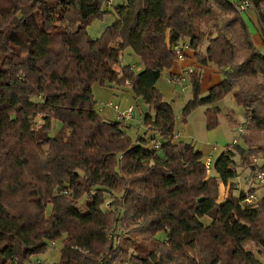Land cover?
I'll list each match as a JSON object with an SVG mask.
<instances>
[{
	"label": "trees",
	"instance_id": "trees-1",
	"mask_svg": "<svg viewBox=\"0 0 264 264\" xmlns=\"http://www.w3.org/2000/svg\"><path fill=\"white\" fill-rule=\"evenodd\" d=\"M115 1L0 0V264H35L60 240L57 264H264L246 247L264 250V198L232 188L236 154L248 162L254 153L250 137L208 171L201 152L176 142L174 110L156 87L178 61L173 46L189 42L199 65L225 73L205 99L200 72L189 74L184 119L232 95L249 129L264 132V54L240 9H255L264 45V0ZM108 17L91 38L90 25ZM238 45L245 58L236 64ZM128 48L139 73L123 63ZM95 84L143 98L153 112L144 137L133 141L126 121L101 117ZM220 114L208 109V129ZM54 121L63 127L51 136ZM254 165L256 179L264 166ZM221 185L230 187L222 201Z\"/></svg>",
	"mask_w": 264,
	"mask_h": 264
},
{
	"label": "rangeland",
	"instance_id": "rangeland-1",
	"mask_svg": "<svg viewBox=\"0 0 264 264\" xmlns=\"http://www.w3.org/2000/svg\"><path fill=\"white\" fill-rule=\"evenodd\" d=\"M238 2V0H231ZM114 4L117 1L114 0ZM243 16L247 21L250 30L252 32L256 30V26H259L258 16L252 7L247 8L243 12ZM223 19V18H222ZM115 20L112 17H108L104 20L94 21L87 29L88 35L91 38H100L106 28L111 25ZM222 21V20H221ZM219 21V24H221ZM206 32L214 31L212 25L204 27ZM254 41L256 45L261 48L264 54V48L259 34L254 33ZM208 42H205L204 46L200 48L203 54H206ZM239 53L237 55L236 64L243 62L245 54L240 45H238ZM188 55L186 54L185 58ZM178 60L174 68L173 73H180L189 70H198L201 74L203 91L201 99H205L208 96L207 89L219 82L224 78L225 69H220L214 64L207 66L199 65L197 58L191 56L187 61ZM124 65L132 66L135 71L139 73L143 70V65L132 49L128 48L125 51ZM171 70H166L162 73L161 78L156 84L157 89L163 95L166 103L170 104L174 110L176 117L175 133H180V137L176 138V142H183L192 144L196 151L201 152L204 155V159L212 156L215 162L229 146H232L235 139L239 140V146H245V137H250L252 144H247L248 147L254 149L253 155L249 158L248 162L243 161L239 155L236 154V172L237 177L232 181V188H234V194L238 195L241 191H249L255 188L257 193L253 203H258L264 198V183L258 182L254 177V168H257L254 164V159L258 160V166H264V150H258V148H264V132L251 131L249 129L248 121L245 114L244 107L240 106L232 95H228L216 104L202 105L194 109L189 116L184 119L183 109L188 101L192 100V83L189 78L183 85H174L170 83V77L173 74ZM94 99L97 103L96 109L104 119L108 121H119L118 112L109 107L112 103L114 106L120 108V112L127 111L130 107L134 108L133 116L130 120L124 123L127 135L133 140L137 141L139 137H144L146 134L145 128V116L149 113L153 115V112L149 106L144 102L143 98L136 97L130 87H119L111 85L108 87L100 84H95L93 87ZM36 100V99H34ZM218 107L221 114L218 117L219 124L216 128L210 130L207 127V111L208 109ZM121 121V120H120ZM38 124H41L40 120H37ZM62 123L53 122L52 129L50 131L51 136H56L62 130ZM240 129L244 130V134L240 135ZM149 138V137H148ZM216 147L217 150L213 151ZM247 147V146H246ZM234 151L233 148H231ZM235 152V151H234ZM230 190V187L221 185V197L220 201L226 198ZM87 198L80 201V208L85 210V204ZM107 208V206H106ZM48 211L51 212V206ZM125 233H128L125 228ZM124 234V230H122ZM129 236L125 234V237ZM124 246H131V242L124 243ZM247 249L252 250L263 262H264V250L254 243H248ZM63 248V242L60 240L56 242V245L50 244L49 249L42 255L34 257L33 260L40 259L48 264H57L60 262L61 250Z\"/></svg>",
	"mask_w": 264,
	"mask_h": 264
},
{
	"label": "built area",
	"instance_id": "built-area-1",
	"mask_svg": "<svg viewBox=\"0 0 264 264\" xmlns=\"http://www.w3.org/2000/svg\"><path fill=\"white\" fill-rule=\"evenodd\" d=\"M251 7V4L249 2H243L240 9L241 11H245L247 8H250ZM173 50L176 52V54L178 55V60H184L186 54L191 51V46H190V43L189 42H182V43H177L175 46H173ZM193 72V70H189V71H183V72H180V73H175V74H172L171 77H170V83L174 84V85H183L187 79L189 78V74ZM109 107L113 108L115 111L118 112V115H119V120H124V121H127V120H130L133 116V112H134V108L133 107H130L127 111L125 112H120V108L116 105L114 106L112 103L109 104ZM240 133L241 134H244V130L243 129H240ZM180 133L177 135V137H180ZM234 143H237L236 140H234ZM154 146L155 148H158L160 146V143L158 142V140H154ZM217 148L214 147L213 148V151H216ZM212 156H209L207 159H206V162H205V165H206V168L208 171H210L211 169V163H212ZM254 162L255 164H257L258 160L257 159H254ZM256 175V179L259 181V182H264V173L258 171L255 173ZM35 264H46L42 261H38L36 262Z\"/></svg>",
	"mask_w": 264,
	"mask_h": 264
},
{
	"label": "crops",
	"instance_id": "crops-1",
	"mask_svg": "<svg viewBox=\"0 0 264 264\" xmlns=\"http://www.w3.org/2000/svg\"><path fill=\"white\" fill-rule=\"evenodd\" d=\"M251 31V33H252V36H253V39H254V33L255 34H257V31L255 30V32L253 31L252 32V30H250ZM255 42V41H254ZM255 44H256V42H255ZM262 46L264 47V45L262 44ZM257 47H258V45H257ZM259 49H261L260 47H258ZM187 57L186 58H184V60H182V61H187L188 60V58L189 57H191V56H193V57H195V55H194V51H189L188 53H187ZM182 61H179V62H182ZM176 66V65H175ZM175 66H174V68H175ZM174 68L171 70V72L173 73L174 72ZM222 80H220L219 82H221ZM219 82H217V83H219ZM212 86V85H211ZM210 86V87H211ZM209 87V88H210ZM224 200V199H223Z\"/></svg>",
	"mask_w": 264,
	"mask_h": 264
}]
</instances>
